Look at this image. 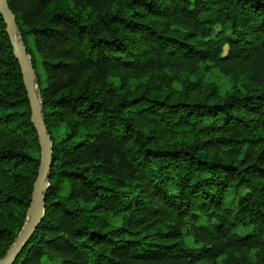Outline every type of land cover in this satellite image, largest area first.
<instances>
[{
    "label": "trees",
    "instance_id": "1",
    "mask_svg": "<svg viewBox=\"0 0 264 264\" xmlns=\"http://www.w3.org/2000/svg\"><path fill=\"white\" fill-rule=\"evenodd\" d=\"M7 2L52 143L13 264H264V0ZM30 115L0 15V259L37 176Z\"/></svg>",
    "mask_w": 264,
    "mask_h": 264
},
{
    "label": "water",
    "instance_id": "2",
    "mask_svg": "<svg viewBox=\"0 0 264 264\" xmlns=\"http://www.w3.org/2000/svg\"><path fill=\"white\" fill-rule=\"evenodd\" d=\"M0 15L5 24V32L8 36L13 55L20 68L31 112L30 122L37 134L40 148L37 176L26 211L25 222L5 256L0 259V264H13L44 218V198L49 187L48 178L52 165V143L42 113V102L40 100L36 74L31 63V58L21 40L16 18L9 9L7 0H0Z\"/></svg>",
    "mask_w": 264,
    "mask_h": 264
},
{
    "label": "rangeland",
    "instance_id": "3",
    "mask_svg": "<svg viewBox=\"0 0 264 264\" xmlns=\"http://www.w3.org/2000/svg\"><path fill=\"white\" fill-rule=\"evenodd\" d=\"M205 79L211 82H217L222 91L227 90L230 87L229 80L216 72L208 73Z\"/></svg>",
    "mask_w": 264,
    "mask_h": 264
}]
</instances>
